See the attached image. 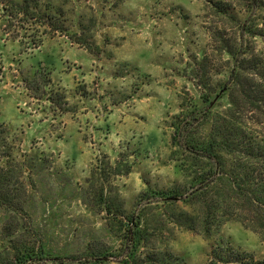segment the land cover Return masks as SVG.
I'll use <instances>...</instances> for the list:
<instances>
[{"label": "rangeland", "instance_id": "rangeland-1", "mask_svg": "<svg viewBox=\"0 0 264 264\" xmlns=\"http://www.w3.org/2000/svg\"><path fill=\"white\" fill-rule=\"evenodd\" d=\"M17 2L0 0V170L11 196L0 203V264L27 249L26 264H207L227 247L242 258L226 264H264L254 223L188 228L190 181L171 144L182 104L202 108L223 86L264 135V101L243 103L227 51L240 57L243 46L264 69V37L241 28L246 0H35L28 13ZM253 18L264 25V10ZM229 107L226 93L214 112ZM172 187L176 204L142 196Z\"/></svg>", "mask_w": 264, "mask_h": 264}, {"label": "trees", "instance_id": "trees-1", "mask_svg": "<svg viewBox=\"0 0 264 264\" xmlns=\"http://www.w3.org/2000/svg\"><path fill=\"white\" fill-rule=\"evenodd\" d=\"M6 1V0H1ZM35 0H20L17 2L19 10L28 13ZM12 2V0H8ZM6 3V8L9 9ZM248 16L242 23L244 34L264 37V25L251 19L257 11L264 10V0H246L244 4ZM9 11V10H8ZM59 30V26H55ZM234 57L235 64L231 70V77L236 87H239L243 103L264 101V69L261 55L252 54L251 57L243 46H240L242 56L230 47L227 50ZM229 94L230 107L222 113H215L214 108L224 95ZM202 108L194 106L184 108L174 117V129L171 144L182 149L183 158L178 167L189 178L190 190L181 197L178 188H163L146 192L142 196H153L164 203L176 204L178 198L192 208L186 211L188 228L197 226L205 235L211 233L214 226H219L226 220L234 219L245 225L255 224L257 229L264 228V135L255 132L244 116L240 114L238 106L240 99L234 96L229 86L222 87L220 93L214 97L201 96ZM209 124V130L203 131ZM5 130L0 126V149H6ZM5 153V151H3ZM173 153H175L173 151ZM6 153L4 156L8 157ZM0 170V203L11 202L8 195L10 179ZM13 174H10V176ZM9 196V197H8ZM107 213H112L107 209ZM253 224V225H254ZM128 236L133 247L139 245L143 228L140 220L129 216ZM198 229V228H197ZM225 254L213 248L207 264H226L240 262L241 252L231 247L225 248ZM31 256L29 249L17 256L16 264H26Z\"/></svg>", "mask_w": 264, "mask_h": 264}]
</instances>
